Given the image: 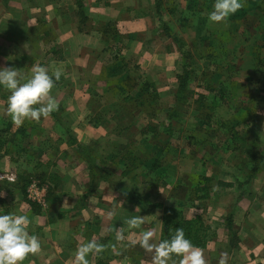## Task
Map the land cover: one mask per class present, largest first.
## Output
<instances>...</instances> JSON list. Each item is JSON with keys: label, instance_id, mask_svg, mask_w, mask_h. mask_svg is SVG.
<instances>
[{"label": "rangeland", "instance_id": "rangeland-1", "mask_svg": "<svg viewBox=\"0 0 264 264\" xmlns=\"http://www.w3.org/2000/svg\"><path fill=\"white\" fill-rule=\"evenodd\" d=\"M162 1V18L159 20L156 15L150 17L145 34L130 33L133 38L126 39L122 47L121 52L129 63L127 76L136 77V86L129 88L125 85L126 91L123 93L116 90L117 97L112 92L98 97L93 84L95 81L87 74L84 81L87 80L88 92L84 95L70 92V84L65 83H62V91L66 93H59L56 88L58 82H55L51 94L59 102L58 109L42 117L39 122L25 120L20 126L4 114L7 97L0 100V129L6 130L9 126L0 134L1 139L5 140L0 144V193H3L0 195V213L26 214L31 222L34 216H45L50 225L58 223L65 200L69 201L70 198L75 207H82L86 205L85 200L82 201L84 198L87 200L90 195L104 194L101 189L94 194V191L87 193V189L69 190L71 184L77 181L75 174L81 176L79 171L83 166L87 173L85 180L89 184V166L93 164L105 174L94 184L108 182L111 189L121 196L123 194L118 186H135L148 202L159 201L170 206H176L175 200L180 198L170 193L181 176L188 173L205 174L212 177L210 197L191 203L182 199L183 213L188 218L201 215L211 227L212 237L208 244L224 248L222 253L231 251L234 255L235 250L230 248L237 242L235 207L243 192L249 193L250 190L242 191L236 185L234 176L240 175L241 168L252 163L245 153L250 149L257 150L263 156L257 174L262 176L259 185L264 183V77L259 78L258 73L253 71L254 59L251 54L252 47L259 45L260 36L253 32L256 27L250 20L242 23L232 15L225 22H209L208 13L214 0ZM244 4H248V0H244ZM164 22L169 26L168 30L164 29ZM98 26L94 30L99 34L101 44L94 55L101 53L106 61L112 53H108V50L103 53V47L118 52L121 46L116 44L115 36L110 37L114 46L103 44L105 34ZM173 35L178 36L179 42L173 41ZM46 38L49 47L55 49L53 34H48ZM137 41L140 45L136 44ZM261 53L264 54V49H261ZM185 73L189 74L187 96L182 104H175L178 80ZM147 81L154 84L148 87V91L156 92L157 100L153 104H137L133 99L121 101L123 94L133 96L139 90L138 86ZM105 86L108 87V84L105 83ZM197 93L204 98L199 99ZM77 94L84 104H77ZM172 106L179 113L174 117L169 134L165 129L168 122L165 112ZM206 112L213 116V124L209 123V126L216 129L211 134L205 125L208 123L204 116ZM97 114L103 116L97 118ZM102 118L106 121L101 122ZM96 121L103 124L94 125ZM216 122L217 126L235 123L241 140L239 148H232L231 143L227 150L224 149L225 143L217 147L216 144L225 136L220 131L224 128H217ZM147 124L155 125L157 131L142 134L141 130ZM124 126L130 128L126 130ZM69 136L74 138L75 143L68 142ZM165 137L171 141L172 149L176 152L168 161L167 170L146 174V169L139 167L134 180L120 176L125 162L123 154L130 150L145 154L151 144ZM76 144L87 145L89 150H75ZM16 147L31 150L27 153L29 155L19 156L14 151ZM28 156L31 158L25 160ZM218 181L232 182L233 185H218ZM35 195L42 196V203L36 201ZM221 206L223 210L219 208ZM147 214L145 224L151 230V226L157 227L162 220V209L157 208ZM228 214L232 216V234L225 227ZM203 252L207 260L209 253Z\"/></svg>", "mask_w": 264, "mask_h": 264}, {"label": "crops", "instance_id": "crops-1", "mask_svg": "<svg viewBox=\"0 0 264 264\" xmlns=\"http://www.w3.org/2000/svg\"><path fill=\"white\" fill-rule=\"evenodd\" d=\"M77 1L0 0V67L15 66L22 73H30L37 64L47 65L50 71L60 68L63 74L56 81L59 93H66L62 91V83H65L70 84V92L83 95L88 92L87 80L84 81L87 74L94 79L97 92L107 93L103 91L105 81L100 78L105 56L94 55L101 44L94 29L101 22H114L123 34H145L149 18L154 17L153 0H80L84 20L78 14ZM50 33L55 49L49 47L46 38ZM8 94L6 89L0 88V100ZM77 95V104H84ZM84 170L85 167H81V176L75 174L77 181L71 184L70 191L87 189ZM258 175L252 181L249 193L243 192V197L236 203L237 242L230 248L235 250L234 255L231 251L226 252L227 264H264V183L259 185L262 176ZM94 185L92 194L99 189L104 190V194L90 195L88 201L84 198L82 201L85 200L86 205L82 207H75L70 198L65 200L58 223L50 225L45 216L33 217L27 229L37 235L41 248L37 253L29 254L22 264H75V250L81 243L93 239L102 243L104 250L99 254L89 253V264H153V253L138 243L134 246L130 243L138 241L142 232L149 230L145 224L149 215L127 202L111 189L108 182ZM112 211L115 214L109 216ZM139 215L143 216L144 223L139 228H130L127 220ZM160 227L161 221L157 227L151 226L153 240H159ZM118 230L123 232V240L116 239ZM202 250L209 253L206 264H219L221 253L225 251L210 244Z\"/></svg>", "mask_w": 264, "mask_h": 264}, {"label": "trees", "instance_id": "trees-1", "mask_svg": "<svg viewBox=\"0 0 264 264\" xmlns=\"http://www.w3.org/2000/svg\"><path fill=\"white\" fill-rule=\"evenodd\" d=\"M163 1L162 0H153L154 5V15L157 16V18L160 20L162 18L163 14ZM214 1L212 2V4ZM211 4V5H212ZM77 8H78V14L81 18L84 20V12H83V5L80 2V0L77 1ZM173 9V8H170ZM170 12H174V10H169ZM232 17L236 20H242V23H248L249 20L251 21V24L254 25L253 32H256L260 36V43L258 46L252 47V55L254 59L253 63V71L257 72V76L259 78L264 77V54L261 53V49H264V0H248V4H244L241 9H239L235 14L232 15ZM255 21V22H253ZM165 30H168V25L166 22L162 23ZM98 29L102 31L103 34H105L102 37L103 44H108L110 47L114 46V43L110 41V37H114L115 40H117L116 44H120L121 50H118V52H112V50L107 49L103 47V53L107 52L112 53L109 54L108 60L106 58V61L104 62L101 71H100V78L105 81L106 84H108V87L105 86L103 88L104 92H112L114 95L117 94L116 90L126 91L125 85L129 86V88H132L133 86H136V77L135 76H127L128 70H129V63L128 60L125 58V56L122 54V47L125 45L126 39L133 38V34H123L119 32V30L116 28L114 22H101L98 26ZM113 34V35H111ZM173 41L178 40V36H172ZM110 41V42H109ZM185 68L187 66L185 65ZM189 72V71H188ZM188 77L189 74L185 73L184 75L179 77V82L177 85V89L174 93L175 98V104H182V100L185 96H187V86H188ZM115 81H112L114 80ZM111 79V80H110ZM131 79V80H130ZM264 79V78H263ZM150 81V80H149ZM130 82V83H129ZM118 83V84H115ZM111 88H110V86ZM152 82H144L143 85H139V90L137 89V92L133 94V96H130L131 94H123L121 96V101H127L129 99H133L136 101L137 104H142L143 102L146 104H153L155 100H157L156 92L155 91H148V87H153ZM141 86V87H140ZM98 93V97L102 94ZM193 92L191 91V94ZM198 98L202 99L204 96L201 93H197ZM191 96V95H190ZM114 97H117L114 96ZM91 98V96H90ZM93 101H96L93 99ZM200 102H202L200 100ZM90 104V103H89ZM210 109V108H209ZM178 110L172 106L168 111L165 112V117L168 120V122L165 125V129L169 132H172V127L174 124V117L178 115ZM103 115L97 114L98 117H102ZM205 118H207V122L205 125L209 128V133H213L212 126H209V123L213 124L212 121V114L210 112L205 113ZM221 120V118H218ZM101 122L106 121L105 118H102L100 120ZM100 121L93 122L94 125L98 124L101 125ZM101 123V124H100ZM226 124L221 123L219 126H216L220 129V127L224 128V132L222 129L220 130L225 138L224 140L219 141L217 143V147H219V144L225 143L224 149H229V143L232 144V148L237 149L239 148V144L241 143V140L238 137V131L235 130V123ZM7 125V124H5ZM9 127V126H8ZM6 128V130L8 129ZM127 129L130 128V126H124ZM6 130L0 129V134L5 132ZM142 134L147 135L148 131H152L153 133L157 131V127L155 125L147 124L143 129L141 130ZM120 132V131H119ZM120 134V133H119ZM168 134V135H169ZM168 137V136H167ZM167 137H165L162 140H157L155 143L151 144L150 150L146 152L145 154H138L133 150H130L126 152V154L122 155V159L125 160L124 165L122 167V170L120 171V176L124 178H130L133 179L136 177V172L139 167H143L146 169V174H153V172H156L158 170H162L161 172H164L167 170V164L168 161L172 159L173 155H175V149H172V146L170 144V140H167ZM69 143H75L74 138L69 136L68 138ZM5 143V140L1 139L0 136V144ZM9 148H6L5 152L7 153L9 151ZM176 148V147H174ZM75 150L77 149H84V151H88L89 148L86 145H78L76 144V147H74ZM223 149V150H224ZM31 150L29 148H19L16 147L14 151L19 153V156L22 154H27L28 151ZM254 150V151H253ZM246 156L249 160L252 161L251 164H247L246 167L241 168L242 173L240 175H235L234 180L238 187L241 188L242 191H245L246 189H250L249 186L252 183V180L256 176V174L259 171V161L263 159V156L255 149H250L245 152ZM169 154L170 156L166 155ZM84 157V155H82ZM31 157H26L25 160H29ZM89 177L90 181L87 185V193H91L93 184L98 182L101 177H105V174L100 171V168L98 166L90 165L89 166ZM180 181L175 184L171 188V196H178L179 199L175 200L176 206H170V205H164L162 202L152 201L148 202L143 196L140 194L138 189L133 187H128V185H120L118 186V190L121 191L123 194V198L133 204L135 207L141 210L143 213H151L155 209L160 208L162 209V220H161V227H160V234L159 239L167 238L169 235V230L172 232L175 231L176 227H182L185 232V236L189 238L193 244L199 246L201 249L205 248L210 241L212 235H211V227L210 225L205 223V220L201 215H196L193 217H185L183 213V208L181 206L182 199L185 201H188V203L192 201H205L210 197L211 194V181L212 177L205 174H199V173H188L180 177ZM154 179H157L155 177ZM148 183L147 181H145ZM218 185H228L232 186V182H217ZM173 189H175L173 191ZM242 194V192H241ZM240 194V195H241ZM225 227L227 230L232 234L233 233V222H232V216L228 214L225 217Z\"/></svg>", "mask_w": 264, "mask_h": 264}, {"label": "clouds", "instance_id": "clouds-1", "mask_svg": "<svg viewBox=\"0 0 264 264\" xmlns=\"http://www.w3.org/2000/svg\"><path fill=\"white\" fill-rule=\"evenodd\" d=\"M244 5V0H214L208 13L211 23L225 22ZM62 69H49L47 65L37 64L30 73H22L15 66L0 67V88L8 91L4 114L20 126L25 120L39 122L59 107V102L51 94L55 82L62 76ZM3 195V193H0ZM109 212V216L114 215ZM31 223L26 214L14 212L0 213V264H22L29 254L37 253L41 241L31 234L27 226ZM144 223L143 216H133L127 220L130 228H139ZM154 232L145 230L141 238L132 240L143 249L153 253V264H206L202 249L185 236L182 227L169 230L167 238L153 240ZM123 232L117 231V240H123ZM104 245L96 240L81 243L75 250V264H89L88 254H99ZM175 257V258H174ZM219 264H227V254L222 253Z\"/></svg>", "mask_w": 264, "mask_h": 264}, {"label": "built area", "instance_id": "built-area-1", "mask_svg": "<svg viewBox=\"0 0 264 264\" xmlns=\"http://www.w3.org/2000/svg\"><path fill=\"white\" fill-rule=\"evenodd\" d=\"M6 177H7L8 179H13L12 176H11V177L6 176ZM35 199H36V201L39 202V203H42V201H43L42 196H36V195H35Z\"/></svg>", "mask_w": 264, "mask_h": 264}]
</instances>
